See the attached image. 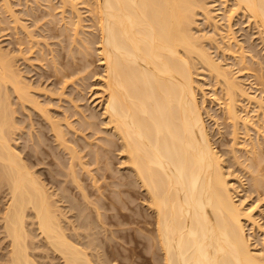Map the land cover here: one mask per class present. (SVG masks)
<instances>
[{
	"label": "bare ground",
	"instance_id": "1",
	"mask_svg": "<svg viewBox=\"0 0 264 264\" xmlns=\"http://www.w3.org/2000/svg\"><path fill=\"white\" fill-rule=\"evenodd\" d=\"M62 1H65L63 5H68L70 2L74 6L77 3L74 1L72 3L70 0ZM85 1L87 4L88 1ZM89 1L90 17H93L94 29L98 32L97 57L102 66V74L98 76L101 87L97 88L100 90H96V93H99L97 98L102 107L101 115L104 118L102 121L106 125L104 127L112 131V133L107 132L112 134L109 136L103 130L102 134L109 137H106L107 139L104 137L106 140L101 137L104 140L102 141L104 147H101L103 144L100 143V139L101 148L94 149L90 146L87 151L92 149L91 151L95 150L94 152L81 154L84 151L81 150L82 147L85 148L88 142L84 140L87 138L86 134V138L83 134L85 128L75 120H78L77 116L81 114L83 126L92 127L91 129L96 131L97 128L92 126L93 117L96 119V115L87 116L81 110L76 116L77 119H73L74 124L82 127L83 129L78 128L83 131L71 124L72 119L69 120L70 117L66 116V112L63 113L65 115L63 120H58L54 115H52L54 118L50 116L47 106L44 108L45 106L40 104L41 100L39 99V102L36 96V99L34 98L30 92L33 86L31 87L29 81L27 83L23 79L21 69L16 67L17 56L9 54V49L5 51L0 48V264H134L128 259V262H125L123 256L128 251L120 252L119 246L122 243L120 242L119 245L115 241L117 239L113 237L124 238L128 232L131 234L126 230V227L130 228L127 220L136 222V227L139 223L142 226L138 225L141 230L144 229L149 233L150 237L147 240L152 246L148 245L154 248L152 252H148L152 253V255L149 253L150 256H155L152 258L156 261L154 264H264V251H257L251 246L245 224L248 222L252 227L259 229L264 227L253 215L255 208L250 207L245 210L242 206L243 200L239 197L238 201L235 183L228 178L232 173L226 171L224 159L214 149L197 98V83L193 75L197 72L196 63H199L209 76L214 77V81L221 85L226 101L222 103L223 101L220 100L224 106L219 104L226 111L232 128L236 129L238 119H241L236 111L235 101L238 95L246 96L249 101L254 100L262 110L264 101L249 94L238 81L235 82L230 78L232 75L230 71L226 72L218 60L216 61L217 57L213 58L207 47L201 44L204 40L200 43V34L194 31L195 26L198 25L196 19L198 11L203 14L205 23L206 21L210 23L209 20L212 18L215 19L210 14L206 0ZM232 2L233 6L231 5L226 15L227 21H230L235 13L242 12L247 16L248 22L251 19L256 25L258 37L264 48V0H233ZM3 3L6 4L4 7H8V1L4 0ZM73 6H70L72 10L76 7ZM74 10L79 13L76 11L79 9ZM12 15L15 14L12 12ZM75 15L78 18L80 13ZM74 16L72 15V18ZM80 18L78 20L83 21ZM78 20L74 22L75 26L72 25L74 28L72 29L76 30V33L72 31L75 35H79L77 30L83 26L79 23L84 22ZM215 24L213 23L214 33L218 34ZM23 27L25 31L26 26ZM228 30L231 32L230 28ZM25 32L30 35L29 31ZM214 35L208 34L207 38L211 37L213 42ZM221 37L223 38V34ZM76 38L73 37V41ZM229 39L237 43L234 35H229ZM79 42L84 41L81 39ZM80 44L82 46V43ZM216 44L219 45V42ZM83 46L87 50L90 45L83 44ZM242 55L240 58L244 60ZM248 55L250 59L252 56ZM263 58L258 63L264 60ZM55 62L54 60L52 63ZM261 75L257 78H261V84H264ZM61 78L63 80V77ZM65 82L67 83L66 80ZM51 92L53 91L49 93ZM61 92L58 94L60 95ZM64 93L62 92L61 96ZM53 94L58 95L55 92ZM69 101L72 105L75 104L70 98ZM15 104L23 107L22 111L27 113L20 119L28 118L29 123H25L29 124L30 130L25 128L26 125L24 127L22 121L20 127L24 129L19 130L20 127L17 125L19 121L15 115L21 113L18 111L16 114L18 108L14 107ZM28 105L47 121L48 129L45 128L56 143V146L50 150L43 146L44 143L42 145V142L50 136L43 128L37 129V127V131H34L35 123L33 125L31 111L27 112ZM76 105L78 106V103ZM76 105L73 107L78 110L81 106L79 105L78 108ZM75 112L77 114L78 111ZM61 121L68 126L72 137H68L69 132L63 129ZM247 121L241 120L244 129H247L250 122ZM95 124L98 125L96 122ZM23 130L25 134L28 133V137L25 135L28 140L26 141L32 142L34 146L24 145L25 142L16 143L18 137L24 136H22ZM233 132L231 133L234 134ZM78 134L83 135L81 138L84 137L85 147L82 145L79 148ZM18 144H21V147ZM111 144L116 145L119 151L118 162L128 170V173L121 174L126 179L124 181L114 174L116 179L107 183L108 176L113 179L112 170L108 172L109 170L105 168L108 163L106 162L108 155L105 154L110 151ZM255 146L254 144L250 149L257 157ZM61 150L66 154L65 158L61 155ZM96 150L101 151V154ZM235 158L237 161V157ZM255 161L256 158L252 163ZM92 162L97 164L94 165L96 166L94 169L93 166L86 167ZM99 162L102 165H98ZM255 166H257L254 168L256 173L254 174L252 170L251 178L254 175L258 176L257 173L261 171H257L258 164ZM42 167L46 170H42ZM262 168L261 166L260 169ZM95 169L98 170V176L93 173ZM85 176L87 179L90 178L89 186L94 189L88 186L89 183L84 182ZM98 177L104 180L107 178L104 190L110 189L107 190L108 193L98 185ZM133 182L144 191L141 197L149 211L124 210L126 206L123 204L125 200L122 196L123 193L130 192L134 186ZM109 192L113 194L108 195ZM116 202L121 205L115 204ZM112 207L114 210L110 209ZM108 209L112 212H107ZM125 222L129 227L122 228ZM111 223L118 228H112ZM146 231L142 233L146 234ZM133 235L132 240L142 238L143 241L142 236L140 239L136 236L135 239V234ZM119 256H122L120 258L124 261L121 259L118 261ZM56 258L59 261L55 262ZM148 258L144 254L141 261Z\"/></svg>",
	"mask_w": 264,
	"mask_h": 264
},
{
	"label": "rangeland",
	"instance_id": "2",
	"mask_svg": "<svg viewBox=\"0 0 264 264\" xmlns=\"http://www.w3.org/2000/svg\"><path fill=\"white\" fill-rule=\"evenodd\" d=\"M3 1L4 0H0V45L2 46V47L0 46V48L1 49L3 48L2 50H5V51H7L9 49L8 50L9 54H13V55L15 54L17 56V57L15 56L17 58V59H15V63L17 64V65L15 64L16 67L18 66V69H21L20 73H22L21 75L23 76V79L26 80L27 83L29 81L31 87L32 86L35 87V88H33V87L30 88L31 89L30 92H32L31 94H33L34 98L36 96V98H38L37 100H39V99L41 100V102H40V100H39V102L42 106L43 105L45 106L44 108H46V106H47L46 109L48 110L49 114H51L50 116L54 115V117H56L58 120H60V119L63 120V119H65V117H64L65 113L64 112H66L67 113L66 116L70 117L69 120L72 119L71 124H73L74 126H77L78 130L85 128V129H83L84 131L83 130H81V131H83L84 137L86 134V137H87V138L85 137L86 139H84V137L81 138L83 135L82 136L80 134L77 135L78 136L77 143H78V141L80 143L79 148L82 147V145H84V147H85L86 142H88L87 146L85 148L82 147L81 150L83 151V149H84V151L81 152V154L86 153V152H94L95 150L91 151L92 149L90 151H87L90 149V146L94 149H99L101 147H104L105 145L103 144L104 142L102 143V141H104L103 139H105L106 137L109 138L106 135L109 134V136H112V134H111L112 131H109L108 128L107 129L105 128L106 125H104V123H103L104 118L101 115L102 107L99 105L98 98H97V96H99L98 95L99 93H96V90H100L97 88L101 87V86H99L100 85V80H99L100 77H98V76H100L102 74V66H101V64L98 60V57H97L96 47H97L98 42H97L96 38H97L98 32H96V29H94L95 25L93 24L94 23L93 19H92L93 17L92 18L90 17L91 16L90 11H89L90 5L88 4L90 1L87 0L88 1L87 4L89 5L88 6L89 8H88L86 6L87 4H86L85 0H70L72 3H73V1L75 3L76 2L78 3V4L77 3L74 4V6H76L75 7L76 9H79L76 11H78L80 13L79 17H81L84 22L78 20L79 13L75 12V10H74L75 8L72 10V8L70 6H73V5H71L70 2H69L70 5L69 4L63 5L64 4L63 2H65V1H62V0H61V2H60V0H6V1H8L9 5H10L9 6L7 4L8 7L6 6L7 7L6 8V7H4L6 4L3 3ZM232 1L233 0H226V2L224 0H206L207 7H209L208 9H210V14H212V17H215V19L212 18L213 21L210 19L209 20L210 23H208V21H206V23H205V18L203 16V14L199 13V11H198V13H197L198 15H196V19L198 20L197 21L198 25L195 26L194 31L196 34L197 33H198V35L200 34V43L202 42V40L206 41V42L203 41L204 43L202 42L201 44H204V46L207 47V50L210 51L213 58L217 57L215 59H216V61L218 60V63L223 67V69H226L225 70L226 72H227V70H228V72L230 71V75L231 74L232 75H231V77L229 75V77L232 78L235 82L238 81L239 84L242 85L243 88L249 94L255 95L257 98H260L264 101V84L263 83L261 84V81H262V80H260L261 78H257L262 74L261 71L263 70L262 71L263 76L262 75L261 76L264 80V69H263L264 68L263 67V64H264L263 61L264 60L261 61L262 63L261 62L258 63L259 60H261L264 57V48L262 46L261 39L258 37L259 33H257L258 31L256 29V25L252 22L251 19L248 22L247 16H244V14L242 12L240 14L238 12L237 13L238 16L235 13V15H233L234 18L232 17V18H230L231 19L230 21H227L226 15L228 14V11L231 9V5L233 3ZM9 7H11L10 10L16 16L12 15V12H10V10H7V9H9ZM70 8L72 11L70 10ZM73 11L75 13H72ZM225 11H226V13H225ZM75 14H78L77 15L78 18L75 17L76 16ZM72 15L73 16L75 15L74 16L75 18L74 17L72 18ZM14 16L17 18V20H16V18L14 19ZM92 16H93V14H92ZM75 19L78 20L79 22H83V23H79V24H81V26L82 25L83 26L80 27V25H79L80 30H77V34L79 33L80 36L75 35L72 32V31H74L76 33V30H73L74 28L72 27V25H74V22L75 23L77 22ZM13 20H16L17 23L13 22ZM71 22H73V23H71ZM228 22H229V24H228ZM213 23L214 24L216 23L215 25L218 28L217 29L218 34L214 33ZM24 25L26 26L25 31H29L30 35L28 32L24 31V27H23ZM20 26H22V27H20ZM228 27L231 29V32H229L230 30H228L229 29ZM81 29H82V31H81ZM211 32H212V34H211ZM26 33H28V36ZM230 33L235 36L237 43L236 42L234 43V41H232V39H229V35H231ZM208 34L210 36L215 34L214 38L212 37L213 42H212L211 37H210L211 40L209 39V37L207 38ZM222 34H223V38L221 37ZM75 36L79 37V38H76ZM204 36H206L205 37L206 40H205V38L203 39ZM73 37H74V39L76 38V40L73 41V39H72ZM80 37L84 42H79V40L81 41ZM82 37L86 38V39H83ZM71 39H72V41H71ZM87 39H89L90 42ZM94 39H95V41H92ZM75 41L78 43L76 44ZM229 41H232V42H229ZM72 42H74V43L72 44ZM218 42H219L220 46L216 44ZM80 43H82V46ZM83 44H86V45L89 44L91 47L88 46L89 49L85 50L86 48L83 46ZM214 44L216 46H213ZM239 44H240V46H239ZM16 50H18V51H16ZM19 50H20V52H19ZM89 50H91V51H89ZM16 52L17 53L19 52V53L17 54ZM70 52H72V53H70ZM239 52L241 53V55L243 53L242 57L244 56V60H243V58H240L241 55ZM84 53L86 54V56ZM248 54H250V56H252L250 59L248 58L249 57ZM51 55H52V57H51ZM234 57H235V59H234ZM53 58L57 63L56 62H55V64L52 63L54 61V60H52ZM251 59H252V61H250ZM243 62L245 63V65ZM259 64H261V65H259ZM54 65L56 67H54ZM196 66L197 67H195V68H197V69H195V68L194 69L198 72V74H197V72H195L196 74L194 73L193 75H194V79L196 80V83H197V88H196V92L198 91L197 92V98H198V101H200L199 104H200L201 112L203 113L202 116L204 118L205 125H206L208 132L210 134V138H211L212 144L214 146V149L217 150L218 154L221 155L220 157H222L224 159V163L226 165V168H225L226 171H230L232 173L233 177L230 176L228 178L231 180V182L235 183V184L234 183L233 184L235 185V187L238 190V196H236V197H238V201H239V197H240V200L241 199L243 200L242 206L245 210L249 209L250 207L255 208L253 211L254 212L253 215L256 218V220H258L260 225L262 227H264V177H263L264 176V174H263L264 173L263 172L264 171V157H263L264 156V137H263L264 136V118H263L264 117V113H263L264 109L263 110H262V108L259 109L257 104L254 103V100L251 101V99H250V101H249V99H246L247 98L246 96L238 95L236 97L237 101H235V103H236V108H237L236 111L238 114L237 116H240L241 119L240 120L238 119L239 122L236 125V129L232 128L233 126H231V122L229 121V119L227 117L226 111H224L223 107L220 106V104H222L226 101V96L223 95L224 92L222 93L221 85H218L219 82L214 81V77H210L208 72L206 70H204L201 67V65H199V63H196ZM199 69H200V71H199ZM63 72H65L66 74ZM61 73H62V75H61ZM256 73H258V74L255 75ZM259 73H261V74L259 75ZM66 75H68V76H66ZM61 77H63L64 81L62 80ZM59 80L61 82L63 81V83H61ZM65 80L67 81V83L65 82ZM71 81L74 82V84ZM38 86L44 90L41 89L42 90L41 91L40 88L39 89L36 88ZM60 86L61 87L63 86L64 89H62L63 87L61 88ZM198 87L201 89H199ZM32 89H33V91H32ZM77 89H80L82 91H79ZM34 90L37 92H35ZM46 90L49 92L53 91L56 94H58L61 91L65 92V93L61 96L62 92L60 95L59 94L55 95V94H53V92H51V94H52L51 95ZM58 90H59V92H58ZM199 90H201V91H199ZM34 94H36V95H34ZM81 94H82V96H81ZM49 95H51V96H49ZM203 95H205V96L202 98ZM69 98H70V100H74L73 103H75V104L72 105L71 104L72 102L69 101ZM201 99L203 100L202 103H201ZM96 100H97V102H96ZM220 100L223 102L221 103ZM60 102H61V104H60ZM76 102L78 103V106L79 105L81 106L80 108L76 105L77 104ZM75 105L80 110L79 109L77 110V108L74 109L73 106H75ZM15 106H16V104L14 105V107ZM17 108L20 110H18ZM22 108L23 107H21V106H19V107H18V105L16 106V109H17L16 114L18 111H19V113H21V114L15 115V117L19 121L17 123V125L20 127V126H22V124H24V127L26 125L25 128L30 130V126H29V124H27V123H29L28 118L23 117V118H21L22 120L20 119V117H22L24 115L26 116V114H27V113H24V111H22ZM28 108H30V109L28 110ZM31 109L32 108L29 107V105H28L27 112L30 113V111H31V117H33V125L35 123V125H34L35 130L34 131H37V129L43 128V130H45L47 132V135H49V132L46 130V128L48 129V127H47L48 124H47V121H45V118L43 117L44 118L43 119L41 117L42 116L41 114H39L40 115L39 116L37 114L38 111H34ZM75 110L78 111L77 114H75L76 113ZM81 110H82V113H84L87 116L92 115V114L96 115L97 120L93 117L94 125H92L94 128L95 127L97 128L96 131H95V129H91L92 127L89 128V127L83 126L82 119H80L82 116H81V114H79ZM25 112H26V110H25ZM34 112L36 113V116H34L35 115ZM87 112L89 114H87ZM77 115L80 117H78ZM76 116H77L78 120H80L81 122L78 120H75V121H77V123L79 122V125L81 124L83 128L78 126L76 123H75L76 125L74 124L75 121L73 119H77ZM34 119L36 120V122ZM37 119L39 122L37 121ZM102 119H103V121H102ZM242 119H246V121L249 119L247 122H249V121L250 122L248 123V125L246 124L247 129H244V127H242V124H241ZM40 121L42 122V125H41ZM25 122H27V123H25ZM62 122L63 121H61V123ZM64 122H66V121H64ZM95 122L98 123V125L95 124ZM61 125L63 126V129H66L65 131L69 132L68 133L69 136H68V134H67V136L70 138L72 133L69 130L68 126H66V124H64V123H62ZM102 126L103 127L105 126V127L103 128ZM24 127H22V128L20 127L19 130L24 129ZM78 127L81 129H79ZM86 128H88V130H86ZM257 128H259V130ZM99 129L101 130V132ZM103 130H104V133L106 135L102 134ZM105 130H107V131L105 132ZM20 131H22V130H20ZM31 131H33V130H31ZM233 131H235V132H233ZM26 132H29V131L26 130ZM107 132H111V133H107ZM231 132H233L234 134H232ZM23 133H22V136L23 135L24 136L22 138L17 136L18 142H16V143H21V144L23 143L24 144V142H25L24 145L34 146L32 142H30V141L27 142L28 140L26 138L28 137V135H27L28 133L25 134V130H23ZM77 133H80V132L77 131ZM98 137H100V138H98ZM101 137H103V139ZM83 139L86 142H84ZM100 139H101V142H100ZM80 140H82V141H80ZM89 141H91V143ZM97 142H98V144H97ZM99 142L103 144V145H101V147L99 145ZM43 143H44V145H43ZM53 143H55V141H53V138H51V136H50V138L45 139V142H42V145L44 147H46L48 150H50V148L56 146V143L55 144H53ZM21 144H18V145L21 147ZM46 144H47V146H46ZM50 144L52 146H50ZM254 144L257 146V147L255 146V148H257V149H255V151L257 152V157H255L256 155L253 152H251V149H250L251 146L252 147L254 146ZM92 145H94V146H92ZM61 151H62L61 155H63L65 158L66 154L65 153L63 154V150H61ZM96 151H98V150H96ZM248 151H250V152H248ZM258 151H259V153H258ZM260 153H261V155H260ZM99 154H101V151L99 152ZM233 154L235 155V157H237V161H236V158L234 157ZM106 155H108V156H106ZM258 155H260V157ZM105 156H106V160L108 159V161H106L108 163H106L107 167H105V164H103V166L107 169V171L109 170L108 172H110V170H112L111 174H113V179H112V177L110 178L109 176L107 177L108 180H107V178H105V180H104V178L98 177L97 182H99V184L98 183L97 184L101 187V189H103V191H107V190L110 191V189L104 190L105 189L104 186L107 183H111L114 179H116V177H114V174H115V176H117V178L124 181L126 179H125V177L123 178L121 174L128 173V170L124 166H121L120 162H118V161H120V159H119L120 155H119V151H117L116 145H112L110 147V151L107 154H105ZM86 157H87V155H86ZM254 157L256 158L257 161H255L253 163H256V164L252 163V160L255 159ZM234 159H235V161H234ZM258 160H260V161L258 162ZM237 162H240V163H237ZM250 162L253 164V166ZM100 164H101V162H99L98 165H100ZM257 164L259 166L257 171L258 170H261V171H259V173H257L258 176H255L254 174L256 173L255 172L256 169L254 170V168H257V166L254 167V165H257ZM94 165L97 166L96 163L92 162L91 164L87 165L86 167L89 168V166H91V167L93 166L92 169H94V167H96ZM37 166H39V165H37ZM49 166H51V165H49ZM261 166L263 167L262 169H260ZM91 167H90V169H91ZM43 169H45V167H42V170ZM250 170H251V172H250ZM252 170L254 173L253 178H251L252 177ZM97 171L95 169L93 172V173H96V176H98ZM99 171H101V170H99ZM237 177L241 183L237 182L238 181ZM85 178L86 179H84V182L87 184L89 183L88 186L91 185L90 178L87 179L86 176H85ZM106 180L108 181L107 183H105ZM252 180H254V181H252ZM255 181H257V182H255ZM132 184L134 186H132V189H131L132 191L130 190L131 193L130 192L126 193L127 196H124L126 194L123 193V196H122L125 200V202H123V204H125V206H126V208L124 210L129 211V212H131V211L133 212L135 210L149 211L146 209V203H144V201H142L141 195L143 194L142 192H144V191L141 190L137 186L138 185L137 183H136V185H135V182H133ZM108 186H106V187L107 188L112 187L111 185L109 187ZM89 187L91 188V186H89ZM123 187H124V185H123ZM123 187H120V188H123ZM91 189H94V187ZM108 191L106 193H108ZM111 193L108 195H111ZM115 195L116 194H114V196ZM119 202H116L115 204L121 205V203H119ZM127 208H128V210H126ZM131 208H133V210ZM110 209L114 210L113 207ZM112 210L108 209L107 212H110V211L112 212ZM127 222H128V225L130 226V228L134 227V229L136 228V230H138L139 232L142 229V228H140L142 226H140L139 223L136 224L137 225V227H136L135 226L136 222H133L130 220H127ZM125 223L122 224L123 227L121 225L122 228H125L126 226H128L127 223L126 224ZM131 224H134V225L131 226ZM112 225H111L112 228H118L116 225H115L116 227L114 226V224H112ZM130 228L127 229V227H126V230H127V232L130 231L132 235L128 232L129 236L127 235L124 238H118V237L116 238V236H113L115 239L119 240V241H117L113 238L119 245L122 243L120 246L118 245L119 249H121V250H119L118 248H117V250H119L120 252L122 251V253L126 250V251H128V253H130V254L127 253L126 254L127 256L124 253L125 256H123V258L125 257L124 258L125 262L129 261L130 263H134V264H151V263L154 264V263H156V261L154 259H152V258H155V256H150V254L152 255V253H150V252H152L154 247H150L151 243L148 242V240H147V238L150 237L149 233L144 229L141 230V232L139 233L138 231L133 230V228L132 229H130ZM245 229H246L245 230L246 234H248V237L250 239V243L252 244L251 246L257 251H260V252L264 251V230H263L264 228L259 229V228L252 227L247 222L245 224ZM142 231L147 232L146 234L143 232L145 234V236H147L146 238H144L145 236L143 235ZM133 234H135V239H136V236L139 239L142 236L143 241H142V238L140 239L142 242L140 240H137V239L132 240L134 237ZM144 239H145V242H144ZM135 244L138 246H136ZM148 244H150V245H148ZM253 244H254V246H253ZM143 245H145V246H143ZM145 247H147V248H145ZM115 250H116V248H115ZM135 250H136V252H135ZM145 250H147V251H145ZM131 251H132V255H131ZM148 251H150V252H148ZM142 252H144V253H142ZM144 254L147 256V258L149 256L150 257L146 260L144 259L141 261V257ZM133 255H134V257H133L134 261L132 258ZM116 257H118V256H116ZM120 257H122V256H119V258H117L118 261H119V259H121ZM123 258L121 259L122 261H124ZM130 258H132V259H130ZM127 259H128V261H127ZM150 260H152V261H150ZM54 261L57 262L59 260L56 258V260H54Z\"/></svg>",
	"mask_w": 264,
	"mask_h": 264
}]
</instances>
